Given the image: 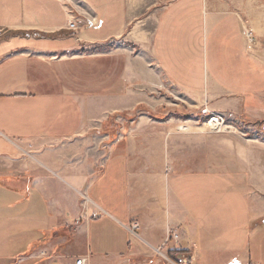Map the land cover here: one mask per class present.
<instances>
[{"label": "crops", "instance_id": "0c3cea01", "mask_svg": "<svg viewBox=\"0 0 264 264\" xmlns=\"http://www.w3.org/2000/svg\"><path fill=\"white\" fill-rule=\"evenodd\" d=\"M12 6L15 19L0 26V35L8 30L0 44V264H166L190 257L193 264H264L257 166L247 182L240 165L214 160L213 137L196 128L175 135L170 126L185 112L201 120L212 113L255 117L257 57L243 35L251 16L246 3ZM90 57L125 63L118 72L98 61L87 82ZM93 130L103 142L116 137L104 163L101 146L69 144ZM88 150L97 163L83 156ZM32 151L30 160L23 157ZM170 231L179 238L166 245Z\"/></svg>", "mask_w": 264, "mask_h": 264}, {"label": "rangeland", "instance_id": "374dc122", "mask_svg": "<svg viewBox=\"0 0 264 264\" xmlns=\"http://www.w3.org/2000/svg\"><path fill=\"white\" fill-rule=\"evenodd\" d=\"M216 2L222 3L224 5L229 4L230 6L236 5L237 2H245L247 5V8H249V13L251 16H248L246 21L249 22L248 28L252 29L254 31L253 36V43H252V49L249 51L251 54H255L257 57V105L251 106V108L257 109V113L255 114V117L249 116L247 120L237 121V120H230L226 115V124L225 127L214 124L216 120H223V114L221 113H212L209 118L204 119H198L196 118V115H188V113H184L186 115L184 118L177 119L176 124H171V128L174 129L175 135H186L188 133L192 132L193 128H196L198 131L203 132L206 136H211L214 139V153L212 156L214 157V160L219 158H223L225 161H229L232 163H237L241 167V174L243 177L247 179L250 178L253 171L255 170L253 167L257 166V194L261 195V197L264 198V0H215ZM13 0H0V26L3 22V20L10 22L13 19H15V16L13 15ZM20 19V18H19ZM23 21L25 23H30L29 16H24ZM8 33V30L6 31ZM6 33L2 32L0 35V44L4 41V37L6 36ZM248 50V49H247ZM91 53L93 50L90 51ZM98 60L95 62V58L90 57L86 59L85 61V70L87 71L85 74V80L87 82L91 81L93 79L94 74H92V69L95 63L99 62V65H101L103 68H108L110 65L116 67L118 69V72L123 70L125 59L119 58L117 61L113 58H97ZM41 63H43V59H35ZM53 61H57V59H53ZM55 63V62H54ZM57 64V63H55ZM117 74H115L116 76ZM109 77V74H103V77ZM120 78V74L117 75ZM104 80V78H102ZM253 87V86H252ZM87 93L93 92L90 86L87 83ZM255 104V103H254ZM146 108V107H145ZM172 109H176V107H171ZM78 109V108H77ZM76 109V110H77ZM139 111L145 112V109L139 107L137 109ZM79 109L77 110V113ZM136 113V112H135ZM183 115V114H182ZM209 121H213L209 124ZM120 125V124H119ZM108 127V125H107ZM108 127L107 129H109ZM92 131L91 135H88L80 142H70V145H79L82 146L84 149L92 148V150L95 148H98L101 146L102 152L107 151L102 156V162L104 163L105 160L110 157L109 150L107 148V145L112 143L116 137L110 139V141L107 140V142L101 141L98 137H96L97 132ZM102 131H106V128L102 129ZM119 133V132H118ZM222 140L229 141L230 142V149L227 148V146L222 144ZM101 141V142H100ZM121 143H126L121 142ZM244 148L245 149V155L243 156L241 153H238V150ZM89 152V150H88ZM83 154L84 157L88 158L87 160L90 162L95 161L94 163H97V156H93L89 153ZM35 154L33 151L30 155H26L23 153V157H26V159L30 160L31 155ZM91 158V159H90ZM245 163L244 166H242L240 163ZM218 187V186H216ZM215 187V191L219 190V188ZM221 187V186H220ZM252 187V186H251ZM253 188V187H252ZM86 190V188H85ZM82 191V195L86 196V191ZM234 189H229V193H232ZM83 199V198H82ZM83 201L86 203L87 201L83 199ZM72 252H76L75 249H73ZM76 260V259H75ZM39 260L34 259L30 261L27 264H36L39 262ZM77 262V261H76ZM17 263V262H16ZM124 262H118L116 264H123ZM135 264L142 263L141 261L138 262H132ZM166 264H173L169 260L165 261ZM15 264V263H12Z\"/></svg>", "mask_w": 264, "mask_h": 264}, {"label": "built area", "instance_id": "2783aa9c", "mask_svg": "<svg viewBox=\"0 0 264 264\" xmlns=\"http://www.w3.org/2000/svg\"><path fill=\"white\" fill-rule=\"evenodd\" d=\"M69 29L73 30V31L77 30L78 27L76 25V22H73L72 24H70ZM243 35H244V38L246 41V47H247L248 51H250L252 49L254 31L247 27L245 29ZM226 118L227 117L225 115H223V120H216L215 122H217L218 125L225 127ZM211 122H213V121H209V124ZM134 228L136 229L137 226H135ZM178 238H179V236L175 233V231H173V232L170 231L165 244L167 245L172 240H177ZM158 252H160V250ZM193 261H194L193 257L184 258V259H176L174 261L170 260V262H172L173 264H193ZM76 264H88V260L87 259H80V260H77Z\"/></svg>", "mask_w": 264, "mask_h": 264}, {"label": "bare ground", "instance_id": "6f19581e", "mask_svg": "<svg viewBox=\"0 0 264 264\" xmlns=\"http://www.w3.org/2000/svg\"><path fill=\"white\" fill-rule=\"evenodd\" d=\"M217 122H215L214 124L216 125Z\"/></svg>", "mask_w": 264, "mask_h": 264}]
</instances>
